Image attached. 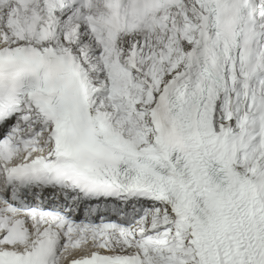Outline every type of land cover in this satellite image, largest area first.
<instances>
[{
    "label": "snow or ice",
    "instance_id": "obj_1",
    "mask_svg": "<svg viewBox=\"0 0 264 264\" xmlns=\"http://www.w3.org/2000/svg\"><path fill=\"white\" fill-rule=\"evenodd\" d=\"M0 264H264V0H0Z\"/></svg>",
    "mask_w": 264,
    "mask_h": 264
}]
</instances>
